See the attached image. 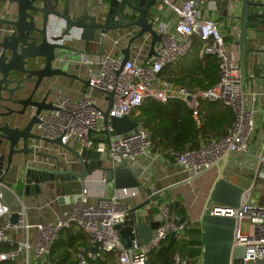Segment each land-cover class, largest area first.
Wrapping results in <instances>:
<instances>
[{"label": "built area", "instance_id": "2783aa9c", "mask_svg": "<svg viewBox=\"0 0 264 264\" xmlns=\"http://www.w3.org/2000/svg\"><path fill=\"white\" fill-rule=\"evenodd\" d=\"M252 1L264 4V0ZM163 2L172 11L173 19L165 22L159 13L149 17L153 30L161 37V41L155 45V55L148 56L151 36L147 34L133 44L130 59L122 67V42L135 36L137 29L125 30L119 36H114L111 32H99L95 41L90 44L95 45L99 52L103 43L104 55H83L80 60L89 69L85 76L88 84L86 93L77 101L59 94L53 101L55 110L41 114V123L35 127L37 134L49 140L60 139L61 144L68 147L77 144L78 152L95 151L104 163L109 162L107 167L112 170H141L143 160L150 155L152 149L149 133L138 126L134 132L117 140H110L107 144L103 132L111 131V127L106 128L103 124L105 112L109 110L108 119L130 117L146 100L161 104L179 101L193 111L194 119L198 122L200 102L218 101L230 106L236 114V122L227 137L206 144L198 150L176 154V163L193 177L216 168L222 163L226 153L229 157H246L250 154L257 130L256 108L251 99L254 100L257 96L264 102V89L252 73L248 74L249 79L244 89L241 88L242 71L239 62L232 60L229 46L219 26L216 0H182L179 4L169 3L167 0ZM129 13L132 20L137 18L136 14H131V11ZM226 14L230 23V35L238 36L241 0H233L230 5L228 3ZM115 19L118 21V17ZM6 31L11 32L9 28L0 26V34ZM195 36L204 41L201 56L215 55L220 60L219 82L208 91L191 92L161 78V73L167 66L188 53ZM256 38V32L249 33L250 40ZM1 54L0 48V56ZM95 93L102 96H95ZM109 94H112L110 109L107 100ZM94 135L99 139H95ZM30 149L34 152L32 156L39 160L33 165L39 168L54 170L59 164L61 169L65 167L72 170L82 165L77 158L57 145L34 141L30 144ZM54 150L56 153H53ZM101 182L106 186L111 183L106 171L101 172ZM158 191L153 185L115 190L91 203L90 191L83 188L66 211L56 213L48 222L35 225L29 222V208L22 199L14 194L16 208H13L3 203L0 195V245L13 248L0 253V264L19 259L22 264H33V260L41 261L42 264H54L49 259L51 248L58 235L72 226L83 230L91 241L88 249L79 250L75 264H107L109 254H116L118 264H148L150 254L159 250L171 235L183 238L186 224L180 222L168 202H160L159 198L150 204L158 213L150 223L152 240L148 245L135 237L130 246L126 247L119 228L131 221L139 224V212L131 213L134 208L132 204L141 198L148 199ZM147 209L148 207L144 209V222L148 219ZM207 212L213 216L238 218L240 228L235 245L245 250L240 264H264V206L251 202L247 197L240 211L210 206ZM14 213L18 214L16 224L11 222ZM244 222L249 225L246 233L242 230ZM131 233L136 236L135 229ZM175 259L178 260V257Z\"/></svg>", "mask_w": 264, "mask_h": 264}, {"label": "water", "instance_id": "95a60500", "mask_svg": "<svg viewBox=\"0 0 264 264\" xmlns=\"http://www.w3.org/2000/svg\"><path fill=\"white\" fill-rule=\"evenodd\" d=\"M164 0H10L16 6L14 16L0 18V26L9 28L0 34V195L2 202L14 207L15 195L5 186V178L14 170H24L22 176V194L24 198L40 196L42 186L54 183H83L97 171H106L107 178L115 190L139 189L143 187V170L116 169L104 166L95 151H74L62 145L61 140H49L36 133L35 127L41 123L43 112L54 111L53 80L71 77L69 74L73 55H79V42L93 43L97 34L112 31L137 29V34L127 41L122 50V67L129 61L133 44L145 35L151 36L149 57L155 55V45L161 37L153 30L149 17L153 9ZM222 16L226 17L227 4L224 0ZM252 9H260L259 14H252ZM137 15L132 20L128 15ZM118 17V21L115 19ZM257 17L264 21V4L252 0H241L240 35L237 42L242 71L241 88L244 89L249 77L246 69L248 54L255 52L248 46L249 21ZM61 28L59 34L51 33ZM105 47L102 43L99 56H103ZM88 85V84H86ZM109 109L112 106V94L107 98ZM109 110L104 113V126L111 131L103 132L109 144L123 135L134 132L139 124L130 117L110 118ZM42 141L62 147L81 162V171L62 170L57 164L54 170L29 166L28 160L34 152L30 144ZM56 159V158H53ZM229 161V154L217 165L218 176L206 202L204 212L199 219L202 229V264H240L245 250L235 245L240 228L238 218L219 217L208 214L210 206H222L241 210L246 198L255 192L259 178V169L264 161V144L259 157L258 167L253 175L251 186L244 190L224 178ZM190 177V181L198 178ZM186 183V182H184ZM171 189V188H169ZM168 190H159L131 210L136 213L158 200ZM70 202L69 197H60L59 202ZM18 214L14 213L11 222L16 224ZM129 228L122 230V242L129 247L132 239L148 245L152 240V229L139 224L127 223ZM125 229V230H124ZM136 230V236L131 230ZM128 230V231H126ZM171 235V239L174 238ZM131 238L128 239L127 238ZM164 248L161 247L159 251ZM94 250L92 249V252Z\"/></svg>", "mask_w": 264, "mask_h": 264}, {"label": "trees", "instance_id": "16d2710c", "mask_svg": "<svg viewBox=\"0 0 264 264\" xmlns=\"http://www.w3.org/2000/svg\"><path fill=\"white\" fill-rule=\"evenodd\" d=\"M216 2L220 14L219 19H224L222 8L225 1L216 0ZM260 12V9L251 10V13L255 15ZM248 28L249 31L264 34V21L254 17L249 21ZM250 41L252 40L249 39ZM203 46L204 41L195 36L188 53L167 66L161 73V78L176 87H182L191 92L208 91L214 88L220 79V60L215 55L201 57L200 52ZM246 69L248 73L247 65ZM130 118L149 133L152 144L151 151L165 156L172 162H174L176 154L198 150L206 144L226 138L236 122V114L230 106L223 102L207 100L201 101L199 104L198 122L194 119L193 111L179 101L161 104L154 100H146L139 109L131 114ZM94 138L99 139L96 135ZM160 202H162L161 199ZM169 205L172 212L179 217L180 222L186 224L185 234L182 239H166L161 246L164 249L153 251L148 264H176L175 257L182 253V249L200 244V241L186 240L185 237L186 235L189 237L196 235L197 238H200L202 229L190 226L185 222V209L180 204L175 205L170 202ZM154 213L155 210L152 208L148 215L150 226ZM125 226L128 224L126 223ZM90 245L89 236L77 226H72L58 235L51 248L49 259L54 264H75L79 250L88 249ZM11 249L13 248L8 245H0V253L8 252ZM107 259V264H118L116 254H109ZM2 264H22V261L19 259Z\"/></svg>", "mask_w": 264, "mask_h": 264}, {"label": "crops", "instance_id": "0c3cea01", "mask_svg": "<svg viewBox=\"0 0 264 264\" xmlns=\"http://www.w3.org/2000/svg\"><path fill=\"white\" fill-rule=\"evenodd\" d=\"M169 3L179 4L182 0H167ZM218 5V4H217ZM216 5V6H217ZM215 7V6H214ZM216 8V7H215ZM16 6L10 3V0H0V18H6L14 16ZM218 9V7H217ZM159 13L164 17L165 22H171L173 19V14L170 8L160 2L152 11V14ZM219 13V12H218ZM9 16V17H8ZM220 18V17H219ZM227 20L226 17H224ZM228 21V20H227ZM62 30V27H56L52 31L51 35H57ZM125 30L112 31L111 34L114 36L121 35ZM127 41H123L122 45L125 47ZM78 50L81 54L73 55L71 59H74V62L70 64L69 74L71 77L67 78H57L53 80V94L51 100L54 101L59 94L68 96L70 99L77 101L84 95L87 91V83L85 81V76L89 71L88 67L83 65L80 60L85 56H96L101 52H98V48L95 45H91L86 42H79L77 45ZM108 50V48H107ZM264 52V49L262 50ZM201 56V55H200ZM202 57V56H201ZM257 82L264 89V74L260 78L262 81L258 80ZM263 82V83H262ZM96 96V93L94 94ZM262 103L259 104V108H262ZM264 108V106H263ZM258 113L264 116V109L258 110ZM257 113V114H258ZM253 147V146H252ZM70 148L74 151H78L77 144H72ZM72 155V154H71ZM73 156V155H72ZM74 157V156H73ZM36 157L32 156L29 158V166H34L33 163L39 162ZM76 158V157H75ZM239 155H231L224 172V178L234 185L239 186L244 190H248L247 178L240 180H232V176H237L234 174V171L243 170L247 172L246 168L239 167L237 165V159ZM35 159V161H34ZM247 158H244L246 160ZM31 162V163H30ZM109 164L108 161H105L104 166L107 167ZM246 166L248 165L245 163ZM62 170H67L65 167ZM74 171H81V167L72 169ZM145 173V180L143 181V186H155L158 190L166 189L168 190L164 195L160 197L162 201L173 202L175 205H181L185 209V218L186 223L190 226H195L201 228L199 224V219L201 218L207 199L215 183V180L218 176L217 168L208 170L207 172L201 174L198 178L190 181V174L184 171L174 160V162L168 160L165 156L150 152V155L145 158L142 162V169ZM24 170L14 169L4 180V184L8 187L14 194H16L20 199H22L25 205L29 208V222L33 225L41 224L52 220L56 213L66 211L70 205L75 201L77 195L82 191L83 188H87L90 191L91 197L90 202L95 203L96 200L106 194H111L115 191L114 185L109 183L108 186L101 183V172L97 171L89 176L83 183H61L56 180L54 183L48 184L47 186H42L43 193L40 196L24 198L22 192H17V187L21 188L22 191V176ZM186 182V183H184ZM96 183L101 184L103 189L99 191H94L91 187ZM81 187L80 191L76 193L75 189ZM171 188V189H169ZM79 190V189H78ZM254 192L248 197L251 199V202L257 203L255 201ZM60 197H69L70 202H59ZM168 199V200H167ZM49 200V201H48ZM146 199L141 198L140 200L134 201L132 205L137 206V204L144 202ZM148 208H153L151 205L147 206ZM146 207V208H147ZM16 204L14 203V207ZM144 208V209H146ZM144 209L139 211L138 218L139 222L144 216ZM145 226L150 227L148 219L145 220ZM34 233V232H33ZM131 239V238H127ZM186 240L191 241H200L199 245H193L187 249H182V253L176 255L178 260L175 259L176 264H202L201 254H202V236L197 238L196 235L189 237L186 235ZM159 251V250H158ZM37 260H33L35 264ZM38 264H42L41 261H38Z\"/></svg>", "mask_w": 264, "mask_h": 264}, {"label": "rangeland", "instance_id": "374dc122", "mask_svg": "<svg viewBox=\"0 0 264 264\" xmlns=\"http://www.w3.org/2000/svg\"><path fill=\"white\" fill-rule=\"evenodd\" d=\"M233 0H229L228 3L229 5L232 4ZM228 3H226L228 5ZM220 14L217 12L216 13V17L218 19V23L219 26L221 28L222 33L225 36L226 43L229 46L231 55H232V60L234 62H239L240 61V55H239V48L237 46V42L239 39V35L240 32L238 34V36H231L230 35V23L229 21L225 20V19H219ZM237 23H234V25H236ZM250 32H254V31H249ZM257 33V32H256ZM248 45L249 48L252 50H255V52H252L250 54H248L247 58H246V65L248 66L249 70H248V74H255V76L258 78V80L262 81L260 78L262 77V75L264 74V52L262 51L264 49V34H259L257 33V38L255 40H252L249 42L248 40ZM263 83V82H262ZM264 87V86H263ZM263 91V90H262ZM96 96L101 97L102 95L100 93H96ZM262 98L261 97H255V99H251V102L254 101V106H255V118L257 120V130L256 133L254 134L253 137V143H252V149L249 155L245 156H239V158L237 159V165L241 168L244 167L246 168L247 172H244L243 170H235L234 174L237 176H232V180L236 181V180H240V179H245V177L247 178V182H248V188L251 186L252 180L251 177L254 175L257 167H258V162H259V157L262 151V147L264 144V116H262V114L258 113L257 114V110H262V108H259V104L262 103ZM53 153H56V151L54 150ZM244 158H247L246 160H244ZM247 163L248 165L246 166ZM101 181V180H100ZM102 183V182H101ZM94 191H99L102 190L103 187L101 184L96 183L94 186L91 187ZM79 189V190H78ZM81 189V187H77L75 189L76 193L79 192ZM17 192L21 193V188L17 187ZM255 192L257 193L254 197H255V201L264 206V163H262L260 169H259V178L257 181V186L255 189ZM168 200V199H167ZM49 201V200H48ZM169 203V202H168ZM152 208H148L146 210V212L149 215V212ZM155 210V214L158 213V210ZM129 226H125V229H128ZM248 228L249 225L247 222H244L242 224V230L243 232H248ZM124 229V230H125ZM128 231V230H126ZM120 234L122 237V230H120ZM35 264H38V261L35 262Z\"/></svg>", "mask_w": 264, "mask_h": 264}]
</instances>
